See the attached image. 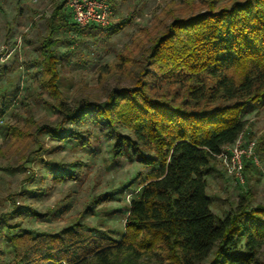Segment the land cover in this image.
Wrapping results in <instances>:
<instances>
[{
	"label": "trees",
	"instance_id": "trees-1",
	"mask_svg": "<svg viewBox=\"0 0 264 264\" xmlns=\"http://www.w3.org/2000/svg\"><path fill=\"white\" fill-rule=\"evenodd\" d=\"M218 1L210 0L202 14L174 19L154 39L147 53L150 68L134 87L74 111L60 102L65 122H92L113 140L114 159L128 156L148 170L120 239L79 222L55 234L13 233L7 243L14 264L257 263L264 246V206H242L217 218L206 178L216 156L244 133L246 115L264 107V0L216 9ZM45 22L47 35L38 47L41 67L45 86L59 99V37L116 34L130 19L78 30L65 2H54ZM4 115L0 105V121ZM38 132L88 145L77 134L64 135L61 127ZM255 153H264V134L255 142ZM244 163L246 177L254 164ZM69 179L75 177L54 175L56 183Z\"/></svg>",
	"mask_w": 264,
	"mask_h": 264
},
{
	"label": "rangeland",
	"instance_id": "rangeland-1",
	"mask_svg": "<svg viewBox=\"0 0 264 264\" xmlns=\"http://www.w3.org/2000/svg\"><path fill=\"white\" fill-rule=\"evenodd\" d=\"M209 1L112 0V25L130 19L121 31L59 37L57 99L45 86L38 47L47 35L45 20L54 2L64 0H0V105L5 110L0 121V264H14L7 243L13 233L55 234L79 222L120 239L130 202L139 196L148 170L128 156L114 159L113 140L92 122H65L60 102L74 111L83 103H104L114 91L134 87L144 79L141 72L150 68L147 53L154 39L174 19L206 12ZM240 1L221 0L214 6L220 9ZM244 121L243 140L256 142L264 134V107ZM60 127L64 135L77 134L88 145L38 132ZM256 155L260 165L253 163L244 184L229 176L220 160L212 163L206 179L215 217L225 219L242 206H264V153ZM58 172L75 179L56 183ZM256 264H264V246Z\"/></svg>",
	"mask_w": 264,
	"mask_h": 264
},
{
	"label": "built area",
	"instance_id": "built-area-1",
	"mask_svg": "<svg viewBox=\"0 0 264 264\" xmlns=\"http://www.w3.org/2000/svg\"><path fill=\"white\" fill-rule=\"evenodd\" d=\"M64 2L78 30L90 26L106 28L114 23L112 0H64ZM216 158L222 162L227 174L239 184H244L243 170L246 159L260 165L255 153V142L249 141L246 144L243 134L233 145L224 147Z\"/></svg>",
	"mask_w": 264,
	"mask_h": 264
}]
</instances>
